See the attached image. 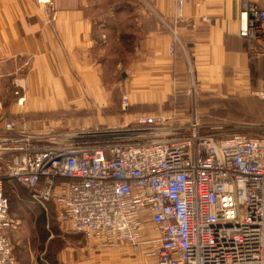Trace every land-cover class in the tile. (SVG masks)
Returning a JSON list of instances; mask_svg holds the SVG:
<instances>
[{
  "label": "built area",
  "instance_id": "1",
  "mask_svg": "<svg viewBox=\"0 0 264 264\" xmlns=\"http://www.w3.org/2000/svg\"><path fill=\"white\" fill-rule=\"evenodd\" d=\"M173 1L180 18L188 0ZM238 33L264 53L257 2L242 1ZM255 95L264 101V76ZM170 120L142 114L123 135L127 128L34 130L4 119L0 264H18L9 183L52 208L65 233L101 247L151 244L156 264H264V134L225 133L196 110L186 125Z\"/></svg>",
  "mask_w": 264,
  "mask_h": 264
},
{
  "label": "crops",
  "instance_id": "2",
  "mask_svg": "<svg viewBox=\"0 0 264 264\" xmlns=\"http://www.w3.org/2000/svg\"><path fill=\"white\" fill-rule=\"evenodd\" d=\"M46 1L0 0V79L23 71L29 106L109 100L105 77L116 75L113 63L130 104L174 97L188 64L202 94L264 104L255 95L264 53L238 33L243 0H188L180 18L173 0H55L51 14ZM249 1L264 8V0ZM62 232L65 240L40 241L45 264H129L120 251L101 259L86 254L83 235Z\"/></svg>",
  "mask_w": 264,
  "mask_h": 264
},
{
  "label": "rangeland",
  "instance_id": "3",
  "mask_svg": "<svg viewBox=\"0 0 264 264\" xmlns=\"http://www.w3.org/2000/svg\"><path fill=\"white\" fill-rule=\"evenodd\" d=\"M47 2L46 11L51 14L55 11L56 2L55 0ZM26 64L29 62L25 61ZM116 69L113 63L112 70L117 71L116 75L105 77L106 87L111 91L109 100L95 101L85 96V99L81 100L79 104L74 103V106L67 108L45 106L46 103L43 101H39L37 105L29 106L30 102L24 99L26 88L23 80H21L23 79V71L15 73L14 77L0 79V132L3 126L2 121L9 118L16 121L20 126L34 130L95 127L118 130L123 127L127 128L126 131L120 130L119 132L127 135L133 132L134 122L142 114L161 113L170 117V121L176 124L186 125L193 111L196 110L206 125L225 123V133L264 134V104L261 101L251 96L244 100L238 98L222 101L214 100L213 97L202 94L199 86L196 83L192 84L194 80L189 64L184 85L177 86V94L174 97L161 104L141 105L132 103L127 109H123L124 96H127L124 87L115 84L122 75V70ZM81 87L85 92V86ZM193 90L194 96H192ZM105 104L107 106L104 107ZM6 193L10 199V220L14 225L8 230V233L18 263L45 264V261L40 260L41 249L43 248L40 241L65 240L61 236L63 229L60 227L57 215L53 209L50 208L49 211H46L34 203L29 190L18 183H9L6 187ZM147 231L154 233L151 225L147 226ZM51 236L53 238H50ZM93 241L82 236L80 246L86 248V254L89 252L97 259L120 251L121 256L129 264H156L155 257L149 254L150 249L153 248L151 244H144L138 248L125 244L107 248L98 246Z\"/></svg>",
  "mask_w": 264,
  "mask_h": 264
},
{
  "label": "trees",
  "instance_id": "4",
  "mask_svg": "<svg viewBox=\"0 0 264 264\" xmlns=\"http://www.w3.org/2000/svg\"><path fill=\"white\" fill-rule=\"evenodd\" d=\"M201 118V117H200ZM201 120H202V118H201Z\"/></svg>",
  "mask_w": 264,
  "mask_h": 264
},
{
  "label": "bare ground",
  "instance_id": "5",
  "mask_svg": "<svg viewBox=\"0 0 264 264\" xmlns=\"http://www.w3.org/2000/svg\"><path fill=\"white\" fill-rule=\"evenodd\" d=\"M54 16V15H53ZM94 242V241H93Z\"/></svg>",
  "mask_w": 264,
  "mask_h": 264
}]
</instances>
